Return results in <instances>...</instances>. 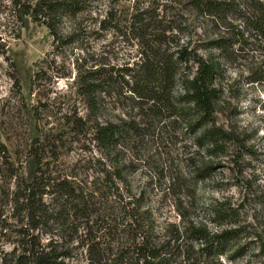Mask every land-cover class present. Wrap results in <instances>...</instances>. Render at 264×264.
I'll return each instance as SVG.
<instances>
[{
	"label": "trees",
	"instance_id": "trees-1",
	"mask_svg": "<svg viewBox=\"0 0 264 264\" xmlns=\"http://www.w3.org/2000/svg\"><path fill=\"white\" fill-rule=\"evenodd\" d=\"M5 1L3 7L18 21L28 16L45 25L63 52L83 42L93 26L115 30L136 47L128 55L136 59L121 65L88 64L73 51L74 83L87 112L68 120L76 133L91 135L100 156L85 161L84 176L44 161L51 151L47 144L30 150L37 164L33 179L21 175L14 194L24 225L14 264H66L79 248L86 264H194L202 258L210 264L209 255L234 230L214 232L188 210L179 214V222L158 224L145 193L129 186L121 155L138 138L168 135L179 124L196 136L205 154L222 157L235 139L217 122L222 62L232 57L235 45L246 42L264 53V0H134L125 15L116 7L119 0ZM188 14L197 25L187 23ZM66 21L73 23L70 31ZM118 91L129 92L133 102L132 113L120 120L111 105ZM5 164L8 174L16 175L13 162ZM213 215L226 212L219 208ZM43 235H51L46 244Z\"/></svg>",
	"mask_w": 264,
	"mask_h": 264
},
{
	"label": "rangeland",
	"instance_id": "rangeland-1",
	"mask_svg": "<svg viewBox=\"0 0 264 264\" xmlns=\"http://www.w3.org/2000/svg\"><path fill=\"white\" fill-rule=\"evenodd\" d=\"M6 2L0 0V264H14L13 251L19 248L24 227L14 194L21 175L33 179L37 164L30 150L47 144L51 151L44 161L69 172L80 170L84 176L85 161L100 156L91 135L76 133L68 120L75 112H87L74 83L73 51L87 57L81 59L88 64L121 65L136 59L128 58L136 47L115 30L93 26L85 31L83 42L65 48V53L55 48L45 25L28 16L24 23L18 21L3 7ZM133 3L119 0L116 7L125 15ZM188 15L187 23L197 25ZM72 25L66 21V31ZM200 35L201 31L194 34V41L200 42ZM234 49L222 62L217 122L235 139L227 143L222 157L205 154L196 136L180 130L179 124L168 135L138 138L121 156L129 186L145 193L158 224L179 222V214L188 210L214 232L234 230V236L209 255L210 264H264V53L249 42ZM113 100L116 120L132 113L129 92L118 91ZM7 160L13 162L16 175L6 171ZM219 208L225 217L213 215ZM50 237L43 235L42 242ZM198 249L194 242V252ZM83 253L75 250L66 264H86ZM198 261L206 264L204 258L194 264Z\"/></svg>",
	"mask_w": 264,
	"mask_h": 264
},
{
	"label": "water",
	"instance_id": "water-1",
	"mask_svg": "<svg viewBox=\"0 0 264 264\" xmlns=\"http://www.w3.org/2000/svg\"><path fill=\"white\" fill-rule=\"evenodd\" d=\"M0 41H1V36H0Z\"/></svg>",
	"mask_w": 264,
	"mask_h": 264
}]
</instances>
